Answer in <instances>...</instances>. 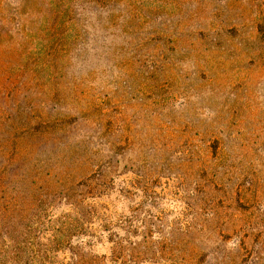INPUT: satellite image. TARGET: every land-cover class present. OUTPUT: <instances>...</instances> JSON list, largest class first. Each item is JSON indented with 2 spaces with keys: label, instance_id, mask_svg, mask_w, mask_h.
I'll return each mask as SVG.
<instances>
[{
  "label": "rangeland",
  "instance_id": "1",
  "mask_svg": "<svg viewBox=\"0 0 264 264\" xmlns=\"http://www.w3.org/2000/svg\"><path fill=\"white\" fill-rule=\"evenodd\" d=\"M74 4L91 39L62 68L39 32ZM110 167L97 202L131 218L132 264H264V0H0V180Z\"/></svg>",
  "mask_w": 264,
  "mask_h": 264
},
{
  "label": "trees",
  "instance_id": "2",
  "mask_svg": "<svg viewBox=\"0 0 264 264\" xmlns=\"http://www.w3.org/2000/svg\"><path fill=\"white\" fill-rule=\"evenodd\" d=\"M80 10L81 7L74 4L66 14H58L52 23L41 24L39 49L46 56H53L55 63L58 60V67H67L76 54L89 45L88 24L77 17ZM46 61L44 58L43 65ZM41 124L59 131L70 123L66 116H51L42 118ZM97 171L62 187L57 182L52 192H43L41 186L32 184L27 194L20 190V184L8 188L0 180V264H132L131 253L137 243L133 239L131 218L125 220L124 228L109 212V207L102 210L97 202V198L109 191L108 185L115 187L114 174L122 172L113 167ZM119 189V193L133 199L139 188L127 182ZM151 202L149 199L146 206ZM143 203L137 204L136 210L140 206L146 208ZM133 207L134 204L129 206ZM120 230H124L125 238ZM101 234L110 243L109 254L91 249L92 242L101 238ZM124 250L131 260L123 258Z\"/></svg>",
  "mask_w": 264,
  "mask_h": 264
}]
</instances>
